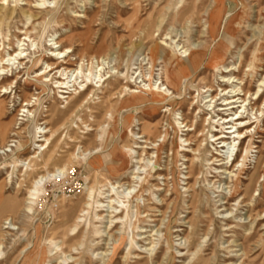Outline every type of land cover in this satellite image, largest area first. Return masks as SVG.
Returning <instances> with one entry per match:
<instances>
[{"label":"rangeland","instance_id":"1","mask_svg":"<svg viewBox=\"0 0 264 264\" xmlns=\"http://www.w3.org/2000/svg\"><path fill=\"white\" fill-rule=\"evenodd\" d=\"M30 1L33 2V0ZM178 1L179 0H48L40 9H33V4H31L32 12L38 14L40 11L41 15H39L40 19L34 22L35 28H32L30 31V39L23 41L24 46H20V48L24 49V54L27 56L22 61L23 64L21 65L24 69L21 70V66L15 63L14 66H8V71L4 72L2 75L13 81V88H11V92H7L2 97L4 101H6L7 114L1 121L8 123L10 134L8 132L4 139L0 138V264H26L29 261L32 262V264H46V261H49L51 264H59V261L60 264H66L69 260H60L63 259L64 255H67V258H72L70 261L73 262H69L71 264H107L111 257H113V262L110 264H139L138 262H143L145 260H148V264H192L198 256H202L201 261H206L204 264H228V261H225V257L227 256L226 249L228 248L231 251H235L231 253V255H235L236 253L239 255L241 248L240 244L249 243L244 242L242 238L244 232L248 230L250 234H253L251 243L254 242V223L251 225L254 219V211L251 212V220L247 218L250 211L248 207L243 205L245 203H241L235 207L231 206L235 201L240 202L242 200L241 195H236L228 201L227 204H222L220 206L219 204H221L222 201L220 200L219 202L221 203H219L218 200L227 194L231 183L228 184L225 175L212 177L215 174L209 173V171H216L210 170L209 166L205 165L206 162L200 157L196 164L201 169V173L197 176L199 179L197 178L195 189L201 206L204 207L205 214L211 219L212 225L210 227V233L206 237L204 236L205 227L201 225H199L197 236L193 237L195 241L199 240L202 243L203 251L200 250L196 256H191L188 253L185 254L186 244H184L182 238H184L190 230L188 223H186V219L194 220L196 218V213H189L190 209L187 208V204L190 200V192H187L184 186L186 182V180H184V172L186 169L184 168L185 164H182L185 162L181 155L189 154L181 152L180 155L175 158L169 149L175 148V143L177 145L181 143L186 133L181 131L174 133L173 129L174 119L180 118L179 113L185 114L188 107L187 104L180 103V100L184 99L189 101L191 97L197 96V88H201L203 85L208 84L212 86V91L204 93L205 95L202 94L201 99H198V103H200L198 105L204 106V101H202L204 96L209 93H219L221 88L226 87V85L220 82V76L226 74H220V72L227 66L233 65V67H236L235 71H233L234 75L237 77L242 76L244 83L242 87L245 90L248 89L251 93L256 89V85H258L257 81L264 77V63L260 64V67L257 68V74L252 77L243 74L242 71H244V66L238 70L239 56L253 50L258 39L264 41V0H215L216 5L212 0ZM23 3L24 1H19V5L15 8L18 12L15 11L12 17L0 20V51L4 55L5 60L7 59V52H11L12 49H18V42L15 36H18L19 39L22 40L23 37L20 34L22 32L21 29L23 30V28L29 27L32 21L31 19L29 21L26 20L25 16L19 12L20 6L24 9L26 8V6H23ZM190 3H194L198 12H201V10L207 6H210L212 10L217 8V5L219 6V34L217 33L211 36L206 29H203V23L207 21L208 13L200 14L201 22L197 21L198 23L185 26L179 23L181 21L175 17L176 12ZM13 5V0H9L6 8H12ZM1 12L0 9V14ZM235 22H238L239 25H235ZM146 30L151 32L150 36L145 34ZM224 32H226V38H222ZM166 33L175 40V43L179 40L180 45H189L192 49H196L199 45L206 44L210 52L216 47L220 57L218 65L220 68L219 71H215L213 67L208 64L209 54H207L194 75L188 79L186 86L181 83L182 87L180 86V92L182 99L177 98L178 95H176L175 102L177 104L173 108L174 114L168 110L170 107L164 106L158 107L154 116L149 118L148 115L152 114H149L146 110L129 108L122 110L113 119L109 118V115L102 119V117L100 118L102 109H99V100L94 97L91 103L78 109L75 115L72 116L70 122L67 124L68 130L57 135L58 143L54 154L48 156L45 152L46 150H42V148L36 150L34 148V142L42 135L41 130L44 126V116L47 114L46 110L48 107L54 101L57 102L60 107L64 105V100L58 98L60 94L57 93L56 89H51L54 88L53 85H55L53 80L46 81L49 87L43 92H41L39 88V83H36L34 80L37 74L35 71L45 68L44 61L50 53L49 49L54 46L52 43L55 41L54 39L57 37L69 38V40L73 42L75 50L73 53H70V57L68 58L71 61L77 62L78 59L75 53L78 52L80 48L85 47L89 54L95 56L101 55L105 58V63L103 65L106 68V72H109L107 75L116 76L117 71H119L123 77L125 72H128V75L134 73L130 81L132 87L138 89L139 87L143 88V82L141 84L139 83L140 79H144L145 82V80L148 79L149 71L152 70V76L154 77L156 86L160 83H164L160 70L164 60H166L164 53L162 51H156L153 54L154 66L151 68H149V61L150 58H152L151 49L155 44L159 43L161 38H164V34ZM82 41L86 46H84V44L81 45L83 43ZM229 41H232V43ZM8 43H10L9 46ZM33 43L34 48L31 49V44ZM248 58L249 56L247 55L245 60ZM36 60L39 62L38 65L34 68L32 67L27 74V69ZM242 65H244V63ZM11 68L13 70H10ZM17 72L20 73L18 76H15ZM139 72H141L140 77L136 79V84H133ZM121 74H119L120 78ZM107 75L104 78H106ZM55 77H58V74L52 71L48 74L47 79H54ZM200 78L202 80H200ZM125 81V79H122L120 83L123 84ZM165 86L166 85L162 86L161 90H163ZM8 91H10V89ZM200 91H203V89L201 88ZM2 94L3 90L0 89V96ZM23 96L32 101L30 102V104L34 105L31 108L33 110L32 113L22 111L21 106L24 104ZM120 97L121 96H118L117 98L120 99ZM220 97H222V93L219 94L216 99ZM263 97L264 96H262V98ZM252 98L253 97L248 98L251 104L254 102L251 100ZM221 101L222 100H217L215 102L214 105L217 107L214 111L216 113L211 114L212 117L216 114H219V117L225 115L224 111L218 109L219 105L222 104ZM24 108L26 109L27 107L25 106ZM195 113L190 112V114L187 115L191 119L194 117ZM246 116L250 118V121H254L251 114L245 113L244 117ZM257 116L259 117L258 129L260 130L264 127V114ZM207 117H209V115ZM133 118L150 120L159 124L158 127L160 131L163 132L165 129L167 130L168 134L154 169L161 175L160 177L153 175V177L148 179V183L145 186L146 191L142 193L143 196L139 198L138 201L140 207L138 209L140 213L139 218L135 212L136 203L134 201L129 204L132 208L129 209L128 216L122 223L118 225L115 224V227L111 225L109 228L105 229L104 227L107 224L105 223L106 219H103L102 223L92 220L91 208L83 205L85 202L84 187L92 186L97 193L100 186L105 182V179L114 180L104 169L97 168L91 161L93 158L98 159V157L104 159V157L114 149L117 153L122 145L131 142L126 127L132 124L131 128L133 132H138L137 123ZM218 118L214 119L217 120ZM96 119L99 120L96 121ZM197 119H199L198 116ZM98 123L100 125L97 128L96 126H98ZM76 124L78 129L75 127ZM256 124L255 122L251 125V134ZM86 125H90L91 128L95 129L93 131H88L86 130ZM35 127H39L38 130L36 128V133H34ZM112 128L113 132L103 133V129L111 130ZM208 131H211V128H206L204 134ZM39 133L41 135H39ZM163 134L158 143L163 140ZM180 137L182 138L181 140H179ZM12 140L15 142H10ZM208 140L209 138H207V141ZM260 141L261 138H257L254 134L252 142L255 145H260ZM7 142L12 144L13 147H8L9 144ZM246 142L247 139L242 142V146H240L238 151L236 149L237 145L235 146L234 152L231 155L232 159L235 156L236 161H239V156L241 153H244L243 147ZM36 143L40 144L41 142H35V144ZM185 144L186 143L183 145ZM3 148H8L9 151L4 152ZM205 148L209 152L213 151V147L208 143L205 145ZM179 149L186 151L187 147L183 146ZM134 150L138 153L141 151V149L138 148ZM35 151L37 153L36 157L30 161L31 163H27L28 160H26V157H29V155L31 156ZM151 151H149L148 157L151 155ZM222 153H225V149ZM255 154V149L253 148L249 153L250 159H247L248 164H246L245 167V174H241L240 176L244 182L247 175L252 170ZM152 157L151 162H148L145 158L140 165H148L149 168H153L156 159L155 155H152ZM117 165L120 167L121 174L124 173L119 178L128 181V172L131 169L137 170L139 164L137 165L135 161L132 160L128 162V166L125 168L123 163L118 160ZM59 166H65V172L59 173L55 177L41 182L37 190L36 200H34L31 205V212H27L26 208L29 204H27L28 201L25 198L27 197V191L30 189L33 180L39 175L44 174L45 171L54 170ZM71 169H75L79 175L82 180L83 189L76 195L67 197L62 193L61 178ZM144 172L145 170H142V168L139 170V173H142L140 175L141 177L146 175ZM259 181L261 182V179ZM136 189H138V187ZM118 191H120V189ZM96 198L100 199L97 194L95 196V199ZM159 198L162 202L159 201ZM252 204H254V200ZM4 205L6 208L1 210ZM81 209H84L86 217L85 215L80 217L83 223L81 222L80 225L74 228L75 218L77 215H80ZM226 209H228V211L230 210L232 213L229 214L225 211ZM224 216L231 217V219L229 221H223L222 223L220 220L221 217L224 218ZM234 216H236V218H233ZM6 219H9L10 224L4 223ZM238 220L239 223H244L240 230L223 232L219 229L224 223L235 224ZM6 225L9 226V229L4 228ZM81 225L83 227H81ZM94 226L99 228V231L101 230V235L93 236L91 234ZM168 227H170V236L167 234ZM141 230L146 232L139 233ZM80 231L82 232L80 233ZM132 232L136 236L133 252L143 257L140 260L135 258L132 259L133 255L126 256L130 248L129 238L132 236ZM109 235L112 236L109 237ZM120 235L123 236L124 239L119 248L115 250V247L119 243V241L115 240H118ZM203 236L205 238L204 240ZM151 239H153L155 243L153 250L149 253V251L146 252L143 249H148L150 247L147 243L150 242ZM87 242L93 245L91 247V251H93V261L90 263L88 262V254L85 253L88 245ZM159 247L163 249L161 253ZM139 250L144 252H139ZM49 251L50 254L48 253ZM155 252H157L156 256ZM165 252L166 254L164 256L163 254ZM47 253L48 257H46ZM260 255L261 258L264 257L262 253H260ZM252 257H254V254ZM239 260L240 258L237 260L234 258L230 263L238 264ZM252 261L254 262V258Z\"/></svg>","mask_w":264,"mask_h":264},{"label":"bare ground","instance_id":"2","mask_svg":"<svg viewBox=\"0 0 264 264\" xmlns=\"http://www.w3.org/2000/svg\"><path fill=\"white\" fill-rule=\"evenodd\" d=\"M19 1H24L23 6H26L25 9L20 6L19 12L25 16L26 20L29 21L31 19L32 21L29 27L25 29L23 28V30L21 29L22 32L20 34L23 37L22 40H20L18 36H15L18 42L17 45L18 49L16 48L17 50L12 49L11 52H7L6 60L4 58V55L0 51V89L3 90V94L0 96V138L1 139H4L9 132L8 123L1 121V119L4 118L7 114L6 103H5L6 101H4V98L2 97L7 92H11V88H13L12 87L13 81H11V79L9 80L7 77H3L2 75L4 72L8 71L9 68L8 66L10 65L14 66V64L16 63L17 65L21 66L23 64L22 61L27 57L24 54L25 52L24 49L20 48V46H24L23 41H27L30 39V31L32 28H35L34 22L40 19L39 15H41L40 11L38 12V14L32 12L31 4H33V9L34 8L40 9L42 8L41 6H44L48 2V0H33V2H31L30 0H13L14 2L13 7L6 8V5L9 3V0H0V9L2 11L0 14V20L9 19L10 17H12L14 12L17 11L15 10V8L17 5H19ZM212 2L215 3L216 5L215 0H212ZM216 7L217 8L212 10L210 6H207L206 8H203L201 12H198L196 10L194 3H190L189 5L184 6L179 11H177L175 17L181 21L179 22L181 23V25L185 26V25H191L192 23L201 22L200 14L208 13L209 15L207 16V21L203 23V29H206L211 36H214L219 32V22H218L219 6L217 5ZM236 24L239 25L238 22L237 23L235 22V25ZM225 33L226 32L223 33L222 38H226ZM145 34L147 36H150L151 32L149 30H146ZM54 40L55 41L52 42L54 46L49 49L50 53L47 51L49 55H47L46 57L47 59L44 61L45 68L39 71L38 70L35 71L37 72V74L35 75V79H34L36 83L37 82L39 83L38 85L41 92L45 91L49 87L46 84V81L53 80L54 81L53 83H55V85H53L54 88L51 89H56L57 93L60 94L58 98L64 100V105L62 107L58 106L57 102L55 101L52 102V104L48 107V109L46 110L47 114L44 116V122H43L44 126L41 130L42 135L39 133V135L41 136H39V139L37 138L38 140L35 141L41 143L35 144L34 142L33 144L36 150L38 148H42V150H46L45 152L48 154V156L54 154L56 151L57 143H58L57 135L60 134L61 132H65L66 130H68L67 124L70 122L72 116L75 115L78 109L82 108L84 105H87L88 103H91L94 97H96L99 100L98 101V105L100 107L99 109H102L101 110L102 114L100 118L102 117V119L103 117L105 118L107 115H109V118L113 119L122 110L129 108L146 110L147 112H149V114H152V115H148L149 118H151V116H154L156 109L158 107H164V106L170 107L168 110L171 111L172 114H174L173 108L177 104L175 102L176 95H178L177 98L182 99L180 92L181 83H183L184 86H186L188 79L194 75V73L201 65L203 58L207 54H209L208 64L211 67H213L215 71L220 70L218 66L220 57L218 55V51L216 47H214L210 52H209V47L206 44L199 45L196 49H192L191 46L189 45H184V44L180 45L179 40L175 43V40L171 36H169L168 33H166L164 34V38H161L159 40V43L155 44L154 47L151 49L152 58H150L149 61V68H151L154 66L153 54L156 51H162L164 53V55L166 56V60H164L163 66L160 69L164 83H160L156 86V82L154 81V77L152 76L153 73L152 70L149 71L148 79L145 80V82L144 79H140L139 83L141 84L143 82L142 84L143 88L139 87L138 90L132 87V83L130 81L134 73L128 75V72H125L124 77L121 73H119V71L116 72L117 74L116 76L107 75L109 72H106V68L103 65L105 63L104 62L105 58L101 55L95 56L89 54L86 51L85 47L80 48L78 52L75 53L76 54L75 56H77L76 58L78 59V61L77 62L71 61L68 58L70 57V53H73L75 50L73 42H71L69 38H62V37L61 38L57 37ZM229 42L232 43V41ZM83 44L84 46H86L84 42L81 45ZM9 45L10 43H8V46ZM31 45H32L31 49H33L34 43ZM263 51H264V41L258 39L253 50L239 56L238 70L244 66L246 68V69L244 68V71H242L244 75H249L251 77L253 75H256L257 68L260 67L261 63H264ZM247 55L249 56V58L245 60V57ZM38 63H39L38 60L33 62L32 65L27 69L26 73L28 74V71L32 67L34 68L36 65H38ZM243 63L244 65H242ZM20 69L23 70L24 67L21 66ZM235 69L236 67H233V65L224 67L223 71H221L220 74L225 73L226 75L220 76L221 79L220 82L226 85V87L221 89L219 88L220 89L219 93H215V94L209 93L208 95L204 96L202 98L203 99L202 101H204L203 104L204 106L198 105L200 104L198 103V99H201L202 94L212 91V86L208 84H205L201 87L203 91H200L201 88H197L198 94L196 97H191L189 101H186L184 99L180 100V103L188 105L187 111L185 114L179 113L180 118L174 119V125H173L174 133H177L178 131L186 132V133L184 134L185 137L183 139L181 137L179 139V140L182 139V142L179 143L178 145L175 143V148H170L169 150L172 152L173 157L175 158L179 156L181 152H185L189 154V155L186 154L181 155V157L185 162L182 164H185L184 168L186 169V171L184 172L185 175L184 180H186L184 186H185V190L187 192L188 191L190 192V196H189L190 200L189 203L187 204V208L190 209L189 213H196V218L194 220L186 219V223H188L190 230L189 232L187 231L188 233L182 239L184 240V244H186L185 254L188 253L191 256H196L200 250L203 251L202 243L199 240L198 242L193 239V237L197 236L196 234L199 230V225L205 227V232H204L205 237L210 233V227L212 225L211 219L207 216V214H205L204 207L201 206L200 200L198 199V195L195 189V184L198 178L197 176H199V174L201 173V169L198 167L196 163L198 159L202 157V160L206 162L205 165L209 166L210 170L212 169L216 171V172L209 171V173L215 174L212 177H216V176L220 177L225 175L226 180H228V184L231 183V186L229 187L227 194H225L223 198L218 200V202L220 200L222 201V203L219 202L221 203L219 205L221 206L222 204H227V202L230 201L232 198H234L236 195H241L242 200L240 202L235 201V203H232L231 206L235 207L241 203H245L243 205L248 207L250 211L247 218H250L251 220H252L251 212L254 211V219L253 222L251 223V225L254 223V242L251 243L253 234H250L247 230L246 232L243 233L242 238L244 239V242H249V243L240 244L241 248L239 255H237V253L235 255H231V253L235 251H231L227 248L226 249L227 256L225 257L226 258L225 261H228V264H231L230 261L234 260V258H236V260L240 258L238 264H264V257L261 258L260 255V253L264 254V236H263L264 234V127L260 130L258 129L259 117L257 116L264 114V97L262 98V96H264V88H263L264 77L261 76L262 78L257 81L258 85H256V89L254 90V92L251 93L248 89L245 90L242 87V85L244 84L243 78L242 76L237 77L236 75H234L233 71H235ZM10 70L13 69L11 68ZM52 71H55V73L58 74V77H55L54 79L52 78L47 79L48 74H50ZM19 73L20 72L15 73V76H18ZM119 74H121V78ZM140 74L141 72L138 73L133 84L134 83L136 84L135 81L137 78L139 79ZM106 75L107 77L104 78ZM201 78L200 80H202ZM122 79L126 80L123 84L120 83ZM164 85H166L165 88L161 90V87ZM9 89L10 91H8ZM221 93H222V97L216 99L217 96ZM118 96H121L120 99L117 98ZM250 97H253L251 99L254 101L252 104L250 103V101H248V98ZM217 100H222L221 101L222 104L219 105L218 109L224 111L225 115L219 117V114H216L214 117H212L211 114L216 113L214 109H216L217 106L214 104ZM30 102L32 101H30L25 96H23L24 104H22L21 106L23 112L26 113L33 112L31 108L34 105L30 104ZM25 106L27 107L26 109L24 108ZM189 111L191 113L193 112L194 113L197 112V113H195L194 117L190 119V117L187 115L190 114ZM245 113L251 114V116H253L254 118V121H250V118L247 116L244 117ZM208 115L209 117H207ZM197 116L199 119H197ZM214 118H218V119L215 120ZM98 120L96 119V121ZM133 120H135V122L137 123L138 132L135 133L133 132L131 128L132 124L127 125L126 129L128 132V136L129 139L131 138L130 143H126L122 145L120 149H118L117 153L116 150L114 149L110 151L106 155V157H104V159L98 157V159L93 158L91 161L95 166H97V168L104 169L108 174L112 176V178H114V180L111 181L105 179V182L101 186L99 185L100 188L98 189L97 193L92 188V186L84 187L85 202L83 203V205L85 207L91 208L92 220L99 221L100 223H102V220L106 219L105 223L107 224L104 227L105 229L109 228L111 225L112 227L113 226L115 227V224L118 225L119 223H122L127 218L129 209L132 208V206L130 207L129 204L134 201L136 203L135 212L137 217L139 218L140 213L138 212V209L140 207L138 201L139 198H142L143 196L142 193L146 191L145 186L148 183V179L150 177H153V175H157V177H160L161 175L160 173H157L154 169L156 167V162L159 159L160 151L162 150L165 138L168 134L167 130L165 129L163 131L164 132L163 134V132L159 130L158 123H154L150 120H146L143 118L142 119L133 118ZM255 122L257 124L252 129L253 133L251 134V128H252L251 125H253ZM97 125L98 126L96 125L95 126L98 128L100 124L98 123ZM75 127L78 129L77 124L75 125ZM208 127L211 128V131H208L206 132V134H204L205 129ZM36 128L37 130L39 129V127H35L34 133H36ZM86 128H87L86 130L88 131H93L95 129V128L94 129L91 128L90 125H86ZM110 131L113 132V128L111 130L103 129L104 134ZM162 134H163V140L160 143H158L160 138L162 137ZM254 134L257 136V138H261L260 145H255L252 142ZM207 138H209L208 141ZM246 139L247 142L243 147L244 153L243 154L241 153V155L239 156L240 157L239 161H236L235 156L232 159L231 155L234 152L233 150L235 146L237 145L236 149L238 151L240 146H242L241 145L242 142L245 141ZM206 141L211 147H213L212 152L206 150L205 148V145L207 144ZM10 142L14 143L15 141L12 140ZM182 143L183 144L186 143V144L183 145ZM183 146L187 147L186 151L179 149L180 147ZM8 147H13V145L9 144ZM136 148L141 149L140 153L134 150ZM253 148L255 149L256 154L254 156L252 170L247 175V178L245 179L244 182L240 176L241 174H245V170H246L245 167L246 164H248L247 159L249 158V153ZM224 149H225V153H222ZM3 151L7 152L9 150L8 148L7 149L3 148ZM149 151H151V155L148 157ZM36 154L37 153L35 151V153H33L31 156L29 155V157H26L27 158L26 160H28L27 163H29L32 159H34L36 157ZM152 155H155V159H156L155 166L153 168H149L148 165H144V166L140 165L141 162L145 160V158L148 162H151V159L153 158ZM118 160H120L123 163V166H125V168L126 166H128V162H131L132 160H134L137 165L139 164L137 166V170L131 169L128 172V179H129L128 181L119 178L124 173L121 174L120 167L117 165ZM141 168L142 170H145L144 174L146 175H144V177L140 176L142 174L139 173V170H141ZM65 169H66L65 166L62 167L59 166L54 170L45 171L44 174L39 175L37 178L33 180L30 189L27 191V197L25 198L28 201L27 204H29V206H27L26 208L27 212L31 210V205L33 201L36 200V196L38 192L37 190L41 182L49 180L50 178L55 177L59 173H64ZM260 179L261 182L259 181ZM137 187L138 189H136ZM119 189L120 191H118ZM96 194L98 197H100V199L97 198L95 199ZM253 200H254V204H252ZM159 201L162 202L160 198ZM5 208L6 206L4 205L2 206L1 210H4ZM225 211L228 212L229 214L232 213L230 210L228 211V209H226ZM84 212H85L84 209H81L80 215L76 216L74 228H76L78 225L81 224L82 219L80 217L85 215ZM233 218H236V216H234ZM230 219L231 217L224 216V218L221 217L220 221L223 223V221H229ZM4 223L10 224L9 219H6ZM243 224L244 223H239L238 220V222H235V224L224 223L222 224V226L219 227V229L223 232H227V231L233 232L234 230L237 229L240 230V228L243 227ZM82 225L81 227H83ZM94 227L93 229L91 228L93 230L91 234L93 236L101 235V230L99 231L98 230L99 228L96 227L94 228ZM4 228L9 229V226L6 225ZM169 231H170V227L167 228L168 236H170ZM81 232L82 231H80V233ZM145 232L146 231L143 230L139 231V233H145ZM121 235L118 240H115V241H119L118 245L116 247L114 246L115 250L119 248V246L123 242L124 238ZM110 236L112 235H109V237ZM204 236H203V240L205 239ZM129 239H130L129 240L130 248L126 253V256L133 255L132 259L135 258L137 260H140L143 257L133 252L135 248L134 243H136L135 242L136 236L133 232H132V236ZM154 243L155 242L153 241V239H151V241L147 243L148 245H150V247L148 249H143V250L146 252L149 251L150 253V251H152L154 248ZM87 244L88 245L85 253L88 254V258H89L88 262L90 263L93 261L92 260L93 251H91V247L93 245H91V243L88 242ZM162 250L163 249L159 247L160 253ZM144 251L139 250V252H144ZM48 253L50 254V251ZM48 253L46 257H48ZM156 253L157 252H155V256ZM165 254L166 252L163 255L165 256ZM253 254L254 257H252ZM212 256L214 257L213 254ZM201 257L202 256L196 257L195 261L192 264H204L206 261H201ZM253 258H254V262L252 261ZM70 259L72 258L71 257L67 258V255L66 256L64 255L63 259L60 260L61 261L69 260L67 263L66 262L65 263L71 264L69 262H73V261H70ZM111 262H113V257L110 258L107 264H110ZM138 263L148 264V260ZM26 264H32V262L29 261ZM46 264H51V263H49V261H46Z\"/></svg>","mask_w":264,"mask_h":264},{"label":"built area","instance_id":"3","mask_svg":"<svg viewBox=\"0 0 264 264\" xmlns=\"http://www.w3.org/2000/svg\"><path fill=\"white\" fill-rule=\"evenodd\" d=\"M62 193L71 197L79 193L83 189L82 180L75 171V169L68 170L66 175L61 178Z\"/></svg>","mask_w":264,"mask_h":264}]
</instances>
